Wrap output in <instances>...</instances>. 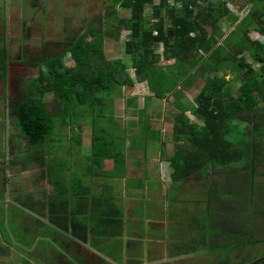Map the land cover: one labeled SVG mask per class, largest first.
Wrapping results in <instances>:
<instances>
[{"label":"trees","instance_id":"obj_1","mask_svg":"<svg viewBox=\"0 0 264 264\" xmlns=\"http://www.w3.org/2000/svg\"><path fill=\"white\" fill-rule=\"evenodd\" d=\"M231 1L240 10L249 5L246 14L240 17L234 13L228 0H114L112 8L104 16L93 18L83 32L50 41L55 50H50L46 41L41 52L32 53L24 42L28 37H23L14 60L36 68L37 76L21 86L20 96L12 102L11 118L20 130L16 138L22 136L30 147H43L44 155L54 157L51 148L56 143L57 121L61 120L65 128L73 127V124L78 126L76 131L71 129L70 138L75 144L71 146V156L73 150L81 154L82 118L91 119L92 136L90 153L86 157L88 168L85 167L80 176H70V187H61V182L52 180L56 188L61 187L56 197L46 192L43 197H37L35 193H17L20 195L15 198L18 204L30 214L43 213L45 222L60 227L62 232L71 233L66 229L69 226L72 233L77 228H85L84 241L87 235L93 241L121 237L125 225L124 210L115 205L114 196L106 185L101 194L94 193L93 188L102 186L95 182L97 178L125 177L127 150L133 149L134 134L127 147L129 136L126 128L119 126L113 113L108 115L102 106L107 104L105 95L114 94L118 88L141 83L150 96L166 99L171 95L172 104L177 109L173 115L172 132L175 141H184L176 145L169 158L171 187L173 192L177 191L172 199H177L184 183L193 176L203 178L202 185L206 189L207 208L197 205L184 212L189 213L186 217L190 222L194 214V222L202 225L208 219V236L202 234L193 240L189 249L181 248L176 255L201 251L218 254L223 251L224 256H218V262L213 264H264V250L258 251V245L264 242V238H255L253 234L257 224L255 216L264 217V210L259 208V204L264 206V184L258 181V177L264 175V41L254 39L250 34L256 31L264 35V0ZM117 6L127 9L129 15L122 16ZM148 8L150 11L147 12ZM223 26L233 29L226 34ZM122 29L129 31L124 55L131 60L130 68L122 58L106 56L105 41L107 38H119ZM160 44L162 53L156 49ZM6 49L4 45L0 52V78L4 85ZM247 52L253 61L248 59ZM68 53L74 60L72 66L66 64ZM161 59H174V63L161 65ZM255 63L259 64L258 68ZM234 67L238 70L236 79L240 81L239 85L232 82L226 71L234 70ZM130 69L134 70L135 78ZM198 79L203 83L194 104L188 106L182 101L184 91ZM48 89L54 93V107L61 112L60 115L47 109L44 95ZM96 105H99V111L93 112ZM81 106L89 111L82 110ZM189 112L200 122H193ZM64 117L70 118L68 124ZM139 117L133 124L137 122L142 128L139 129L147 145L148 133L154 130L153 124L145 119L142 111ZM100 118H111L112 121L98 122ZM152 139H161V134ZM107 161H112L113 167L104 171ZM17 162L15 157L8 169ZM56 166L59 165L51 166L48 171H56ZM64 173L63 176L66 175ZM2 183L5 192L8 185L6 176ZM88 199L90 213L98 210L96 223L99 227L91 226L93 216L86 213L88 206L85 200ZM71 200L81 209L72 211ZM247 203H251L254 210L249 218L250 225H238L233 227V231L218 227L220 223L216 221V215L246 213L248 209L244 210V207L247 208ZM3 213L5 211L0 210V224L5 223ZM239 221L242 222L241 219ZM254 221L255 226L252 225ZM101 227L104 228L102 231ZM10 229V242L13 244L15 228ZM215 229L217 235L214 234ZM231 232L234 235H228ZM24 234L29 237V233ZM229 236H233V243L226 241ZM236 236L241 238L235 241ZM215 237L219 240L218 246L207 248ZM248 245L258 248L243 255L241 250ZM231 248L235 251L234 256L227 252Z\"/></svg>","mask_w":264,"mask_h":264},{"label":"rangeland","instance_id":"obj_2","mask_svg":"<svg viewBox=\"0 0 264 264\" xmlns=\"http://www.w3.org/2000/svg\"><path fill=\"white\" fill-rule=\"evenodd\" d=\"M113 1L114 0H0V52L2 51L4 45H6L7 48V76L5 85L3 79L0 78V210L5 211V213H3L5 214V223L7 222L10 228L13 224L25 225L24 223L17 221L19 218H22V220L27 218L36 219L32 213H29L30 211L19 205L15 200V198L20 196L17 193H22L23 195L24 193H35L37 197H43L46 192L53 194L56 197L59 194V189H61V187L71 186L70 176L73 178L83 174V169L85 167L88 168V164L86 165L88 162L86 157L90 153L92 136L91 119L82 118L80 121V134L83 139L81 154L79 155L76 150H73L74 154L71 156V146H75L70 138L71 129L76 131V127L78 126L73 124V127L69 125L65 128L61 120L60 122L57 121L58 128L55 132L57 136L55 135L56 138H54L56 139V143L53 145V148H51L52 155L54 157L44 155L46 151L43 147H30L26 138L22 136L20 138H16V136L19 135L20 130L14 118H11V107L13 106L12 102L20 96L21 86H24L27 81L37 76L36 68L29 67L20 61L14 60V57L19 51L21 40L23 37H28V41L24 42L27 46H29V50L32 53L41 52L46 41L49 42L48 46L50 50H55L56 47L51 44L50 41L63 40L83 32L87 24H89L93 18L104 16V14L112 8ZM228 1L232 11L240 17L244 16L246 14L245 12L249 9L248 5L245 6V10H240L231 0ZM239 1L245 2V0ZM117 8L122 16H128L130 13L127 9H123L121 6H117ZM149 9L150 8L147 9V12L150 11ZM147 17H149L148 14ZM232 29L233 27L223 26V30L226 34H228ZM120 34L119 38H107L105 41L106 56L110 59L122 58L130 68L131 60L129 57L124 55L125 42L129 38V31L122 29ZM250 34L254 39L264 41V35L258 32L253 31ZM156 49L159 53L163 52L161 44L157 46ZM246 56L250 61H253L249 56V52L246 53ZM172 63H174V59H161L160 61L161 65ZM66 64L71 66L74 65V60L70 53L66 55ZM255 66L258 68L259 64L255 63ZM233 69L234 70L226 69V71H228V76L232 78V82L239 85L240 81L236 79L238 70L235 67ZM129 72L135 78L134 70L130 69ZM202 83L203 81L198 79L191 88L185 89L182 101L188 106L194 104ZM142 86L143 85L141 83L132 87L124 86L121 89L118 88L112 95H105L107 98V104L103 105L102 109H104L108 115H112L113 113L115 121L118 125L126 128L127 135L129 136L127 138V147L130 145L131 137L134 134L133 149L127 150V163L124 167L125 176H134H130L128 178L124 177V179L126 178V181L122 183L123 185H121L120 182V179H123V177L112 176L110 179L104 177L105 179L102 178L103 184L101 188L98 185L94 192H102L105 185L108 188H111L114 192L116 191L117 193L114 195L117 196L116 201L118 205L116 202L115 205L125 207L127 209L128 217H130V214L132 216L128 221L125 218V225L123 228L125 230V234L128 235V233H131L132 236L137 235V241H140V235H143L144 239L140 241L139 245H136L134 241V243H132L128 239L122 242V240H120L121 237L110 240L97 238L96 241L101 242L100 244L107 248L108 246L111 248L114 245V248L120 252H123L125 249L127 254H131L135 251V249H133V247H135L137 249V253H139L143 259L150 260L153 256V247L155 245L149 237L153 235L164 236L163 233H154L151 229L154 220L158 221L159 218L162 219L163 217L167 220L169 230L166 234L169 238H171L169 239L168 244L167 241L165 242L166 245L162 249L163 252L160 255L157 250L155 251L157 256L156 258L166 255L167 251L169 257V247L172 251L175 249L176 252L181 248L189 249L193 240H196L202 234L203 236H208L209 226L206 225L208 219L204 225H202L200 224L201 222H194L193 217L195 219L196 215L194 214L192 217L193 221L190 219V222L187 220L189 213L184 212V210L187 212V209L192 210L196 208L197 205H202V208L206 209L208 203L206 189L202 185L203 178L196 176L191 177L184 183L179 196L177 195V199H172L173 194H176L177 191L173 192L174 188L171 187V173H168L169 168L168 171L165 172V168L167 170V164L169 166V158L172 154H174L176 145L183 144L184 141L183 139L179 142L175 141L174 134L172 132L173 115L176 113L177 109L172 104L173 97L171 95H169L166 99L158 96H150L151 94H147ZM110 98H112V100H110ZM44 102L47 105V109L51 113H55L57 115L61 114V112L54 107L56 106L55 96L49 89L45 91ZM81 108L82 110L84 109L85 111H89L86 107L81 106ZM134 109H141L142 115L145 119H149L153 124L152 130H154L149 131V137L152 138L153 136H159L161 134V139L151 140V138L149 139L148 137L146 145V140L142 139L143 136L140 130L142 128H140L137 122L133 124L134 120L140 118L137 114V119L131 118V116H134L135 114H131ZM92 111L98 112L99 105H96ZM189 115L193 122H200L195 115H192L190 112ZM66 117L64 118L68 124L70 118ZM110 119L100 118L98 119V122L105 123L106 120L107 123H109L112 121ZM113 124L114 123H111V125ZM242 124L243 126L245 125L243 122L241 125ZM11 137H14L15 139L12 141ZM15 157L18 162L16 165H13L12 167L10 166V169H8L9 163L15 160ZM161 162L163 163V166ZM55 164L59 165L55 167L56 171H48V169L51 166L54 167ZM157 164L161 165V170L159 169V171L156 168ZM112 167V161H107L104 165V171H109ZM68 170H71V173ZM163 170L164 172L162 173ZM63 173L66 175L63 176ZM161 174L163 176L162 181H160ZM4 176L8 179V185L6 186L7 188L5 192L3 191L2 183ZM52 180L59 183L61 182V187L56 188L53 185ZM258 181L260 184H264V175L259 176ZM132 188H134L135 192L138 193L137 200L130 199V189ZM11 192H15V194H10ZM28 196L29 195H27V197ZM121 197L124 199V206L121 202ZM71 203H73L72 200ZM85 203H87L88 206L86 213H89V216H93V225L91 226L99 227L96 223V219L99 218L97 214L98 210L96 209L97 211L94 210L90 213V200H85ZM229 203L232 206L234 205L233 202ZM229 203L228 208H230ZM70 205L72 211H78V209H81L79 208L78 203ZM247 205V208L244 207V210L248 209L246 213L243 212L241 214H236L235 216L231 214L216 215V221L220 223L218 227H224V231H227L228 229L233 231V227H237L238 225L239 227L244 226L245 224L250 225L249 218L251 217V211L254 210L251 203H247ZM259 208L264 210V206L262 204H259ZM198 215H201V213L199 212ZM238 218L241 219L242 222H240ZM255 218L257 224L256 230L253 231V234H255V238H264V217H260L258 215L255 216ZM238 222H240V224H238ZM254 223L255 221L252 225H254ZM102 229L104 228L101 227V231ZM217 229L214 230V234L216 235ZM46 231L47 232L43 234L47 235L49 232L50 234L53 233L49 227H46ZM24 233L25 232H21V235L23 236ZM187 234H189V238L183 239L182 241L176 238L173 240L174 236L177 238L178 235L188 237ZM228 235L234 234L231 232V234ZM234 238L236 241V239H240L241 236H236ZM226 241L228 243H233V236L227 237ZM120 242L125 245H123L121 250ZM217 242H219V240L215 237L214 241L209 244V247L207 248L218 246ZM258 246V251L264 250V242ZM258 246H255V248H258ZM255 248L254 246L251 247L248 245L247 248L242 249L241 252L243 255H246L248 252L252 253ZM227 252L231 253L232 256L235 254L233 248ZM218 256L222 258V256H224L223 251L210 256L203 254L202 256H198L197 259L187 257L171 261L169 264H213L215 261L216 263L218 262Z\"/></svg>","mask_w":264,"mask_h":264},{"label":"crops","instance_id":"obj_3","mask_svg":"<svg viewBox=\"0 0 264 264\" xmlns=\"http://www.w3.org/2000/svg\"><path fill=\"white\" fill-rule=\"evenodd\" d=\"M133 113L135 114L134 116H131V118L137 119L139 117L138 109H134L131 112V114ZM136 114L138 115V117H136ZM161 164L163 166L162 162ZM156 168L158 169V171L159 169L161 170V165L157 164ZM168 168H169V171H168ZM167 171L168 173H171V167L170 165L168 166V164H167V170L165 168V172ZM163 172L164 170L162 171V173ZM130 176H134V175H129V176L126 175L125 177L128 178ZM162 177L163 176L161 174L160 181L163 180ZM102 178H97L95 182L97 181L101 182V185H102L103 184L102 180L105 179V178L103 179ZM125 179L124 178L120 179L121 185H123L122 183L126 181ZM96 187L97 186H94L93 192L96 189ZM109 190H111L114 196L113 199L117 203L116 201L117 196L114 195L117 192L116 191L114 192L111 188H109ZM120 191H121V188H120ZM130 191H131L130 199L137 200L138 193L135 192V189L132 188L130 189ZM94 193L101 194V192L100 193L94 192ZM50 195H53V194H50ZM123 200L124 199L121 200L122 204H123ZM118 207L124 210V216L126 220L128 221L132 217L131 214L129 215L130 217H128L127 209L120 205ZM31 213L33 214V212ZM38 213L34 212L33 214V216H35L36 219L27 218V219L22 220V218H19L17 220L21 223H24L25 225L13 224L12 227L15 228V232H14L15 237L13 238V240H11L13 244H11L10 242L11 229L8 223L6 222L3 224H0V264H169L171 263V261H175V260H179V259H183L187 257H193L194 259H197L198 256H202L203 254L209 255V256L214 254V253H209L207 251H201V252L193 253L190 255L187 254V255L177 256L176 250L173 249L174 251H172L171 248L168 246L170 249L169 257H168V251H167L166 255L159 256L158 258H156L157 256H156L155 251L157 250L158 254L160 255L163 252L162 249L166 245L165 242L167 241V244H168L169 239H171L166 234L167 231L169 230V227H168V222L164 217L162 219L157 218L158 221L154 220L153 225L151 226V229L153 230L154 233L160 232V233H163L164 236L162 237L161 235H153L149 237V239H151V241L153 242L155 246L153 247V256L150 258V260H145L143 259V257H141V255H139V253H137V249L135 247H133L135 251H133L131 254H127L125 252V249L123 252L117 251L114 248L115 247L114 245L113 246L111 245L112 246L111 248L109 246L107 248L103 246L102 244H100L101 242H97L96 240L93 241L89 235H87V238L84 241L82 238L85 237V234L83 232V229L85 230V228L83 229L77 228L75 233H72L71 231L72 228L69 226L66 229L67 231L71 233L62 232L63 229H61L60 227H57L54 225L52 226L46 223L42 212H41L42 213L41 215ZM132 215H133V212H132ZM46 227H49V229L52 230L53 233L50 234L49 232V234L47 235L43 234L47 232ZM133 228H136V227H133ZM21 232L29 233V237L22 236ZM187 235L188 237L186 236L183 237L182 235H178V238L174 236L173 240H175L176 238L182 241L183 239L189 238V234ZM127 239L131 241L132 243L135 242L136 245H139L140 241L144 239V236L140 235V241H137V235L132 236L131 233H128V235H126L125 230H124V233L121 236L120 240H122L123 242V241H126ZM123 245L124 244L121 243L120 250L122 249Z\"/></svg>","mask_w":264,"mask_h":264}]
</instances>
